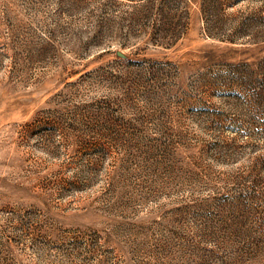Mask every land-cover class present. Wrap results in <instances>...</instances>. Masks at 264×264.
Segmentation results:
<instances>
[{"label":"rangeland","instance_id":"rangeland-1","mask_svg":"<svg viewBox=\"0 0 264 264\" xmlns=\"http://www.w3.org/2000/svg\"><path fill=\"white\" fill-rule=\"evenodd\" d=\"M0 264H264V0H0Z\"/></svg>","mask_w":264,"mask_h":264}]
</instances>
